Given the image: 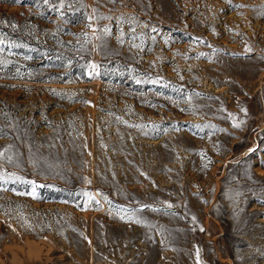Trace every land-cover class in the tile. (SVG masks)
Wrapping results in <instances>:
<instances>
[{"label": "rangeland", "instance_id": "rangeland-1", "mask_svg": "<svg viewBox=\"0 0 264 264\" xmlns=\"http://www.w3.org/2000/svg\"><path fill=\"white\" fill-rule=\"evenodd\" d=\"M0 264H264V0H0Z\"/></svg>", "mask_w": 264, "mask_h": 264}, {"label": "snow or ice", "instance_id": "snow-or-ice-1", "mask_svg": "<svg viewBox=\"0 0 264 264\" xmlns=\"http://www.w3.org/2000/svg\"><path fill=\"white\" fill-rule=\"evenodd\" d=\"M45 3H47V0H45ZM93 67H95V66H93ZM234 126L239 127V125H234Z\"/></svg>", "mask_w": 264, "mask_h": 264}]
</instances>
